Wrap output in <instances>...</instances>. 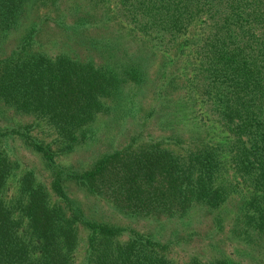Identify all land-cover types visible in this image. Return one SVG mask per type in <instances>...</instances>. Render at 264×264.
Segmentation results:
<instances>
[{
  "label": "trees",
  "instance_id": "16d2710c",
  "mask_svg": "<svg viewBox=\"0 0 264 264\" xmlns=\"http://www.w3.org/2000/svg\"><path fill=\"white\" fill-rule=\"evenodd\" d=\"M0 264H264V0H0Z\"/></svg>",
  "mask_w": 264,
  "mask_h": 264
},
{
  "label": "rangeland",
  "instance_id": "374dc122",
  "mask_svg": "<svg viewBox=\"0 0 264 264\" xmlns=\"http://www.w3.org/2000/svg\"><path fill=\"white\" fill-rule=\"evenodd\" d=\"M45 32V36H47L48 34H50V29L49 28H45L44 30ZM131 36H128L126 37V40L127 42H132L131 40ZM119 43L118 47H124L126 43H121V40L117 41ZM41 46H42V50L43 51H48L49 53H56V51L60 48V45L58 44V42L56 43H51V44H43V43H40ZM128 44V43H127ZM62 52H66L69 54V52H74L73 50V45L71 44H67V43H64L63 42V47H62ZM83 54V51L82 53ZM135 100V98H133ZM143 101H144V105L146 106L148 103H149V97L147 96V98H143ZM112 116H108V117H105V116H99L97 117L95 120H94V123H92L90 125V137H97V139L95 141L91 140L90 138V141H88V143L84 144V145H78L75 147L74 151L69 154L68 156V159L75 162L77 159H86L88 155V153L97 147V145L99 144V139H104L105 137V133H104V130L106 128L105 124L106 122H109L110 118ZM120 122H114L111 123V131H116L118 129V131L116 132V135H120V133L124 130V127L123 126V121L122 120H119ZM181 125H179L180 127ZM92 132V134H91ZM21 155V158L25 160V163L27 165H30L32 164V166H35L36 169H37V172L39 173V175H43L42 173L43 170L42 168L40 167V164H39V159L36 158V156L34 155H31L29 154L27 151L26 152H23V153H20ZM89 158V157H88ZM73 191H74V195H78L79 198L87 205V207H90L92 208V210L96 213L97 216H100V217H103L105 218L106 220L110 221V222H113V223H116V224H119V223H122V222H126L127 220H131L129 218H127V216L123 215L122 213L119 214L118 212L114 211L110 205L108 206L107 204H103L102 202L96 200L94 197L92 196H89V197H86L85 196V192L83 190H75V187L73 186ZM68 195H69V192H68ZM193 216H198L199 217V220L196 221L195 223L198 224V227L197 228H200L201 232L203 233L204 231V228L207 229L208 225L209 227L213 226L214 223H215V215L214 214H210L209 216L204 214L202 212V209H199L198 208V211L196 213H193ZM175 221L174 222H166L165 225H166V229L163 230L162 229V236L164 237H167L168 235H170L171 231L174 229V228H177V230H179L178 232H181L182 234H184L185 232L184 231H187V229H184V227L187 226V224L183 227L181 226V219H174ZM209 229V228H208ZM194 233V237L195 238H198L200 237V235L202 233ZM205 234V233H204ZM205 241V240H204ZM187 243H188V239L184 240V243H180L177 247L178 249H174L175 252H174V255H181L182 253H186L188 251V247H187ZM226 250L228 251V249L230 250L231 249V246L228 244L227 247H225Z\"/></svg>",
  "mask_w": 264,
  "mask_h": 264
}]
</instances>
